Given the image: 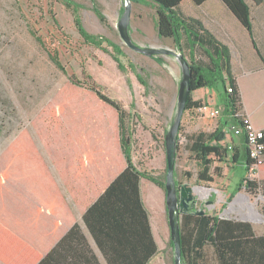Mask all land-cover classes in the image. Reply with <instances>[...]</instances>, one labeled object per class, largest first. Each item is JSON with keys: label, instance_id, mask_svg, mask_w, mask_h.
Returning <instances> with one entry per match:
<instances>
[{"label": "trees", "instance_id": "1", "mask_svg": "<svg viewBox=\"0 0 264 264\" xmlns=\"http://www.w3.org/2000/svg\"><path fill=\"white\" fill-rule=\"evenodd\" d=\"M129 1L153 5L159 39H169L189 63L191 93L185 112L197 114L196 109L203 103L192 99L193 92L214 89L220 83L223 91L218 92L224 115L233 125L244 129L246 118L231 68L229 47L199 20L183 13L184 0ZM203 1L194 0V3L199 5ZM220 1L241 26L250 30V11L244 0ZM65 4L68 8L74 7L67 1ZM74 12L77 31L84 41L101 50L106 42L112 59L123 70L120 46L104 37L88 34ZM30 34L41 46L45 45L33 30ZM47 53L50 62L64 72L59 52L47 49ZM68 89L87 94L94 102L95 109L86 112L95 126L86 137L79 136V123H64L60 115L52 116L50 123L46 117L52 114L50 110L54 107L63 109L59 102L67 98ZM104 116L109 118L110 133L104 131ZM79 117L80 111L78 120ZM131 118L122 104L93 82L84 84L71 76L33 122L37 140L27 132L11 140L0 154L1 263L102 264L52 177L43 151L57 170L72 205L81 215L82 224L106 264H148L158 253L140 190L141 180H145L165 191L166 173L162 178H155L133 165ZM219 123L211 133L200 131L189 137L188 150L198 167L196 180L202 184L213 182V175L219 172L214 163H221L227 155L221 142L224 140L222 130L228 122ZM262 135L260 142L264 145V131ZM262 154L264 157V147ZM248 162L247 153L246 173ZM263 169L264 162L258 166L259 180ZM245 189L249 194L264 192V181L248 183ZM251 225L248 221L220 219L217 214L184 213L179 223L181 263L205 264L204 249L210 247L215 264H264V236L257 235Z\"/></svg>", "mask_w": 264, "mask_h": 264}, {"label": "rangeland", "instance_id": "2", "mask_svg": "<svg viewBox=\"0 0 264 264\" xmlns=\"http://www.w3.org/2000/svg\"><path fill=\"white\" fill-rule=\"evenodd\" d=\"M64 1L74 7H66ZM129 3L132 41L143 48L179 53L169 39H159L153 5L145 1ZM74 10L88 34L104 37L120 46L123 54L119 59L123 70L112 59L111 48L106 42L101 50L84 41L77 31ZM123 12L124 0H0V154L23 132L37 140L33 122L66 85L68 77L75 76L81 83L93 82L107 96L122 104L132 117L133 165L155 178L165 175V136L177 111L182 71L172 53L149 57L128 49L117 33ZM30 30L42 39L44 46L35 41ZM47 49L59 52L64 72L50 62ZM218 91H223L220 83L214 89L204 88L192 94L194 101L208 102L209 107L217 111L214 117L204 113L182 114L174 180L176 184L191 188L201 186L205 190H217L205 196L197 192L195 210L236 221L245 219L252 224L256 234L264 235L263 191L249 194L243 188L237 194L229 191L235 193L231 196L219 185L202 184L196 180L198 167L188 150L189 137L200 131L213 132L221 120L228 122L229 127L233 126L229 117L224 115ZM66 95L67 98L59 102L63 109L58 106L50 110L52 114L46 116L48 122L52 123V116L60 115L64 123L80 124L79 136L90 135L95 121L86 110L95 109L93 100L87 94H78L71 89ZM109 126V118L104 116V131L109 132ZM240 178L242 174L236 177V181L239 182ZM141 188L158 247V254L151 264H174L164 190L145 180L141 181ZM251 205L254 207L252 211ZM213 256L212 249L205 247V264H215Z\"/></svg>", "mask_w": 264, "mask_h": 264}, {"label": "crops", "instance_id": "3", "mask_svg": "<svg viewBox=\"0 0 264 264\" xmlns=\"http://www.w3.org/2000/svg\"><path fill=\"white\" fill-rule=\"evenodd\" d=\"M244 1L250 11V31L238 23V19L227 10L220 0H205L199 5H196L194 0H184L182 2V11L184 14L199 20L222 44L229 47L232 63L231 68L237 79V85L241 95L242 113L254 128L264 131V0ZM203 90H197L192 94ZM192 99L194 100V98ZM204 104L209 105L208 102ZM221 121L226 122L224 120ZM227 128L232 127L227 125L223 130ZM221 144L227 150V155L221 163H214V167L217 166L219 172L217 175H213L212 184L219 185L222 190L236 192L239 188H244L242 179L246 176V142L243 135L235 136L229 132L224 135V140ZM38 145L40 147V144ZM42 154L45 163L51 171L52 177L60 187L61 194L70 203L77 223L88 235L89 243L95 250L100 262L106 264L82 224L81 215L72 205L71 199L61 182L57 170L46 157L47 155L44 151ZM239 170L241 171L242 178L237 182L236 177L240 175ZM258 178L256 180L257 182L260 180L264 181V169L261 171L260 180ZM202 194L204 196L206 195L204 193ZM228 194L232 195L230 192ZM155 256L148 264H151ZM0 264L3 263L0 262Z\"/></svg>", "mask_w": 264, "mask_h": 264}, {"label": "water", "instance_id": "4", "mask_svg": "<svg viewBox=\"0 0 264 264\" xmlns=\"http://www.w3.org/2000/svg\"><path fill=\"white\" fill-rule=\"evenodd\" d=\"M131 14V6L129 0H124V12L123 16H121L118 25V35L121 41L127 46L128 49L133 50L135 52L143 53L146 56H152L155 54L158 55H167L173 54L180 64V68L182 71L181 81H179L178 87V97H177V111L175 112V118L171 128H169L166 136H165V153H166V175H165V202H166V212L168 218V226L170 230V241L173 247V262L174 264H182L181 263V247H180V227L179 223L181 220V216L185 213H190L192 211L203 215L204 213L195 210L196 208V200H197V192H200L198 187H187L185 184L181 185L179 190L177 189V185L174 180L175 174V160H177V144H178V128H180V122L182 118V114L185 112V105L187 101V97H189L190 91V81L192 79L191 72L189 69V63L186 58L180 52L174 54L173 52L166 49L159 48H143L140 45L134 43L129 34V16ZM207 195L210 192H216L211 188L207 189ZM210 202H207V204ZM251 211L254 208L253 205L250 207ZM194 209V210H193ZM220 219H224L226 217L219 216ZM239 221H247L245 219H241Z\"/></svg>", "mask_w": 264, "mask_h": 264}, {"label": "built area", "instance_id": "5", "mask_svg": "<svg viewBox=\"0 0 264 264\" xmlns=\"http://www.w3.org/2000/svg\"><path fill=\"white\" fill-rule=\"evenodd\" d=\"M228 91H230V89ZM196 112L198 114L204 113L209 117H214L217 114L216 110L211 109L208 104L204 103H202V105L196 109ZM244 124V129H240L234 125L232 128L223 130V133L225 135L231 132L235 136H244L246 150L250 159V162L247 164L248 171L245 178L242 180V184L245 189L248 183H254L258 178V166L264 162V157L262 154L264 145L260 142L263 136L262 130L254 128L247 119L244 120Z\"/></svg>", "mask_w": 264, "mask_h": 264}, {"label": "bare ground", "instance_id": "6", "mask_svg": "<svg viewBox=\"0 0 264 264\" xmlns=\"http://www.w3.org/2000/svg\"><path fill=\"white\" fill-rule=\"evenodd\" d=\"M199 191H202V193H204V194H207V192H208L207 190L202 189V187H200ZM241 198H242V196H241Z\"/></svg>", "mask_w": 264, "mask_h": 264}, {"label": "flooded vegetation", "instance_id": "7", "mask_svg": "<svg viewBox=\"0 0 264 264\" xmlns=\"http://www.w3.org/2000/svg\"><path fill=\"white\" fill-rule=\"evenodd\" d=\"M176 185H177V189L179 190V188H180L181 185H183V184L178 183V184H176ZM202 189H204V188H202Z\"/></svg>", "mask_w": 264, "mask_h": 264}]
</instances>
